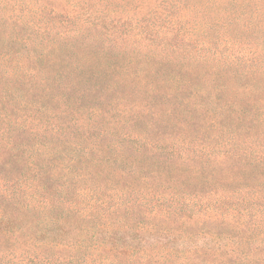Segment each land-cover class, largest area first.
<instances>
[{
	"label": "trees",
	"instance_id": "obj_1",
	"mask_svg": "<svg viewBox=\"0 0 264 264\" xmlns=\"http://www.w3.org/2000/svg\"><path fill=\"white\" fill-rule=\"evenodd\" d=\"M125 1L0 0V63L28 41L35 50L22 71L0 68L1 264H15L3 256L15 250L28 254V264H264V150L234 152L239 139L264 140V97L234 103L218 75H199L214 62L215 44L249 48L247 57H232L243 58V69L258 56L264 0ZM18 8L38 17L40 29L20 21ZM46 12L65 30L47 22L41 29ZM26 29L40 33L31 38ZM174 34L193 49L172 45ZM121 55L130 68L144 67L136 87L108 76V63ZM70 61L67 75L78 79L67 78L64 95L86 113L85 135L50 75ZM161 64H175V87L160 85L170 76ZM254 65L240 94L264 80V67ZM28 86L39 98L21 105L15 87ZM99 96L126 114L112 115L108 133L96 125L112 112L98 109ZM79 182L94 193L112 184L114 208L103 215L80 209Z\"/></svg>",
	"mask_w": 264,
	"mask_h": 264
},
{
	"label": "rangeland",
	"instance_id": "obj_2",
	"mask_svg": "<svg viewBox=\"0 0 264 264\" xmlns=\"http://www.w3.org/2000/svg\"><path fill=\"white\" fill-rule=\"evenodd\" d=\"M125 3L130 4L132 3V0H126ZM30 9H34V8L31 7ZM16 17L20 21L29 23L28 25L29 28L34 29L36 31L40 29L39 28L40 25L38 24V22H36V19L38 17H32L28 13V10L26 8H20V9L18 8L16 10ZM44 22H47V25L49 26H53L55 24L57 26V29H59L60 31L65 30V23L60 21L56 16L54 19H52V17L47 12H46V17L45 19H43V23H41V25L44 24ZM44 27L45 26L42 25L41 29H43ZM38 34H32L31 31H27L26 29L24 36L29 35L31 38H33L34 36H37ZM178 40L179 39L176 38V35L174 34L173 37L169 39V42L172 45L182 46V50L186 49V47H189L188 49H191V50L193 49L194 45L191 44L192 42L187 43V44L184 43L182 45V44H178ZM259 42L262 44L261 46H259V47H262V49L258 53V56H254V55L252 56L253 61H248V62H254L264 67V42L262 40H259ZM28 43H29V46H26V47H23L22 46L23 44H20L18 47L19 54L16 56V58L12 61L0 63V68L12 69L13 67H16L18 71H22L23 69H25L28 66L27 58L31 57L32 55H35V50H34V46H32L33 45L32 42L28 41L25 44H28ZM214 47L215 48H214L213 53L215 54H212L214 56H211L210 54L212 53L211 51L210 53H208L210 54L209 57L211 58V61H214V62L209 63V65H206V67H199V75H218L221 80L220 82L221 91L223 92L224 98H228L234 103H240L244 98H246L245 101H247L248 97L252 94H255L257 97L259 96L264 97V95H262L264 93L263 78H261L260 82L257 83L258 86H256L255 89L253 90L247 89L243 92L245 94L243 93L240 94L238 92L240 91L241 87H243V82L241 81V79L248 78L255 73L254 71H252V69L255 67L254 63L249 64L247 62L246 69H243L242 63H244V61H241L243 58L248 56L247 51L249 50V48H247L243 43L215 44ZM6 49H7L6 47H3V50H6ZM0 52L2 53L1 48H0ZM237 55L243 58H240V59L234 58L235 60H232L233 59L232 57H237ZM226 61H228L229 63ZM52 62L57 63V60L51 59V64ZM73 64H74V61H70L65 64L66 68H59L58 66L56 69L52 68L50 69L51 70L50 75L55 74L52 76L58 82V84L54 87V90H55L54 94L56 95L59 102L63 103L62 107L69 108V112L74 111L73 112L74 120H77L79 124V135H85L86 132L88 131L87 128L84 126L86 124V116H87L86 113L83 112L82 108L76 111L78 107L77 105H79L80 103L76 101L75 98L64 95L65 93L69 94V91L66 89L68 87L67 78L68 79L70 78L78 79V75H67L68 69L73 67L74 66ZM108 64L109 66H111V68L108 70V76L110 77L111 80L118 82L123 88H125V86L127 87L129 86L130 88H133L143 82L142 77L144 76L142 72L144 70V67L139 70L138 68H135V67L130 68L126 62V58L123 55L119 56L117 61L114 60ZM210 65L213 66L212 67L213 69H211ZM174 66L175 64L170 65L168 67L163 66V64L159 65V67L165 71L164 73L166 75H170L169 77H165L161 80L160 82L161 86L167 87L169 89L176 86L177 77L173 76ZM191 67L193 68L192 65ZM192 68H188V70ZM190 73L194 75L192 70ZM1 75H5V74L0 73V76ZM50 75H48L49 78H50ZM95 76H98L99 81H100L103 75H95ZM45 77L46 75H43V78ZM15 88L17 90L15 94L20 95L22 97L21 99H19V102L21 105L29 103L28 99L29 100L31 99L30 96H34L29 86L26 87L25 90L20 89V87H15ZM99 97L100 98L97 99L98 102H95L98 105L99 110H102L104 108L112 109L111 113L106 114V116H104L103 118L99 120V123H96L97 126L98 124L100 126H105L103 127L104 131L108 133L112 131L110 126L114 125L113 124L114 120L112 119V115H114L115 113L119 114V111H121L120 115H123L124 117L126 116V114L123 110V107L118 103V101L111 99L112 97H110L109 99H106L101 96ZM38 98L39 97H35V99H38ZM36 102L41 103V105H45L47 103V100L45 99L41 101L37 100ZM37 105H40V104H37ZM213 105H214V102L212 100V106ZM217 107H221V105H217ZM172 121L175 124L179 123L178 118H175V117H173ZM243 124H244V121L241 122V125ZM120 130L121 128L117 127V131L119 133H120ZM262 131L264 132V128L262 129ZM177 136L178 134L176 133V137ZM105 139L108 140L109 137H106ZM201 139H203V137L199 136L198 139H195V142L200 143ZM243 143H246V146ZM194 147L197 148L199 147V145L194 146ZM263 150H264V140H261L260 142H256V143H250L247 140L239 139L236 143V148L234 152L237 155H241L244 153L256 154V153H260ZM111 185L112 184L107 183V182L105 184H100L99 187L96 189V193H94L92 191H89V189L88 190L86 189L87 186L85 185L84 182L83 183L79 182L77 186L81 190H85V191H83L82 195L76 196L77 205L82 210L94 209L95 212L101 215H103L107 211L112 210L114 206L116 205L117 200L115 199V195H116L115 191H113L114 187ZM227 187L234 188L236 187V185L235 183H231ZM228 207H229V210H228L229 212L230 210L231 212L234 211L232 210V206H228ZM3 256L5 258H12V262H15V264H28L27 263L28 254L24 252H20L19 250H15L13 254H9V252H5ZM67 262H68L67 258H64L63 264H67ZM1 263L2 262L0 261V264ZM97 263L98 261L93 262V264H97Z\"/></svg>",
	"mask_w": 264,
	"mask_h": 264
}]
</instances>
